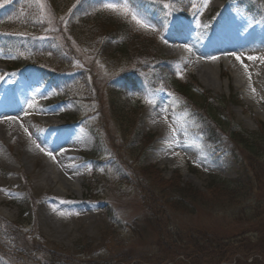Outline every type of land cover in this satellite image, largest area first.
Instances as JSON below:
<instances>
[{
  "label": "rangeland",
  "instance_id": "rangeland-1",
  "mask_svg": "<svg viewBox=\"0 0 264 264\" xmlns=\"http://www.w3.org/2000/svg\"><path fill=\"white\" fill-rule=\"evenodd\" d=\"M143 1L133 2L146 6ZM145 1L155 4V20H161V28L127 0H0V35L15 37L14 52L5 53L0 48L4 94L14 96L24 91L35 113L41 109L52 113L49 118L58 128L30 121L49 140L53 129L65 132L56 146L42 148V154L50 151L64 156L61 152L65 147H74L83 172L78 186L77 180L67 175L79 190L58 197L49 195L42 187L41 162L18 151L22 137L0 138L4 152V158L0 156V184L5 187L0 188V195L8 198L7 203L0 204L1 222L11 227L7 240L14 237L30 253L19 254L0 246V264H37L41 262L40 248L48 249L50 258L68 263V257L80 260L89 252H97L115 260L125 259V263L132 258L130 264H264V181L258 186L253 176V159L264 170V149L261 158L255 154L253 158V151L245 146L208 141L207 113L200 116L197 111H206L204 98L197 91H193V98L167 92L152 77V70L158 73V68L150 67L151 51L142 48L144 43L150 44L158 55L166 57L164 65L169 67V58L176 60L178 76L193 77L211 98L226 105L214 119L217 123L208 129L217 131L224 140L231 128L238 126L264 140V115L256 111H264V105H253L254 92H246L243 81L242 86L236 82L231 65L214 62L212 54L218 50L198 55L204 68L214 67V75L207 77L213 84L208 86L202 74L191 68V61L172 50L178 42L169 40L172 28L181 24L191 37L205 34L207 42L217 44L220 27L230 24L234 17L242 18L252 25V31L262 32L260 44L229 49L237 51L245 66L255 70L256 64L246 56L264 49V0ZM211 4L220 7L209 8ZM83 18L86 26L77 27L75 23H82ZM118 27L130 30V34L115 38ZM155 32H159L158 37ZM120 40L130 44L129 57L123 55L115 63H107L102 50L108 52L111 44ZM48 47L59 51V59L66 58L68 63L62 65L63 61H53L36 50ZM135 78L140 79L137 85ZM235 96L241 103L232 102ZM119 116L132 128L130 134L153 135L144 153L148 145L134 151L123 138ZM161 120L168 129L165 132L153 128V123ZM178 123L192 128L189 137L184 138ZM79 135L85 139L80 141ZM33 141L38 144L35 138ZM157 177L178 178L181 186L191 185L203 198L193 214L167 209L159 216L162 233L147 220V196L150 190L162 187ZM247 178L245 189L237 197L225 194L219 182ZM253 205L258 217L247 220L241 213L246 207L251 211ZM177 230L189 233L184 234L188 241L182 234L180 239L174 235ZM195 236L203 243V251L191 246ZM208 237H217L221 244H210ZM3 238L0 232V242L8 243ZM221 248L229 254L218 255L216 250ZM167 254V259H162Z\"/></svg>",
  "mask_w": 264,
  "mask_h": 264
},
{
  "label": "trees",
  "instance_id": "trees-1",
  "mask_svg": "<svg viewBox=\"0 0 264 264\" xmlns=\"http://www.w3.org/2000/svg\"><path fill=\"white\" fill-rule=\"evenodd\" d=\"M127 1L130 4V6L136 9L137 11L139 8L140 11L144 13L145 17H147L148 20H150L152 24H154L158 28H161V20H155L157 18V13L155 10H153L154 9L153 6H155V4H152L151 2L144 0L143 3H145L146 5L144 6L141 3H134L133 2L134 0H127ZM61 2H59V4H61ZM74 19L75 17L71 19V22H73ZM85 22L86 20L85 18H83L82 23L76 22L75 24L77 27L81 26L82 28H84L86 26ZM117 31L118 33L115 34V38H118V39L120 38V34H123V35L130 34V30H127L126 28L118 27ZM154 34L155 36L157 35L158 37L159 32H155ZM131 37L132 36H129L126 40L130 39ZM149 39L154 41L153 38H149ZM109 43H112V41H109ZM14 45H15V37L6 36L4 38V36L0 35V48L3 51L7 53L14 52L15 50H12V47ZM154 45L158 46L156 43ZM111 46L112 48L111 50H108V52H106V49L102 50L103 58L105 59L107 63H110V64L115 63L114 60L120 59L119 57L123 55L129 57V53H130L129 50L131 49V46L127 41H124V40L116 41V42H113ZM142 48H143V51L144 49L147 51L148 50L151 51L152 57L149 58L150 67L155 68V69L158 68V73H156V70H152L153 73L155 71L152 77L157 79L158 83L165 90H167V92L175 95L176 97L177 96L181 97L180 95H185L190 98H193V95H194L193 91L194 92L197 91L204 98V103L206 104V109H205L206 111L204 110L202 111L197 110V111L200 116H203L204 113H207L208 121L206 122L205 120V122L207 124L206 125L207 134H208L210 141H221L222 145L224 146H227L229 144L234 145V143L239 146H245L247 148H250L253 151L252 153L253 158H254V154L258 156L259 158L262 157L263 154L261 152L264 149L263 148L264 140L258 134L251 133L247 130H242L238 126H235L231 128L228 135L223 140V138H221L220 134L217 131L208 129V125L213 126L215 125V123H217L214 119L217 118V116L219 115L218 112L220 110L222 111L225 110L226 105H223V103L220 102V99L215 101L213 98H211L209 92L205 91L201 86H199L193 77L182 78L178 76L175 72V67L177 64L176 60L169 58V61H168V64L170 65L169 67L167 64L164 65V61L166 60V57L163 54L158 55V53L154 51V49L152 48L150 44L144 43L142 45ZM40 49L41 48L36 49V50H39L37 52H40L41 55L52 58L53 61H63L62 65L63 64L65 65L68 63L66 58L62 60L59 59V56H58L59 51H56L49 47L43 50L42 49L40 50ZM146 57H147V54H146ZM150 67L147 66L149 73H151ZM133 83L137 85L138 83H140V79L135 78ZM232 100L234 104L241 103L240 100H238L236 96L233 97ZM119 118L121 119V122L119 124L121 125L122 130H123V134H122L123 138L127 142H129V146L132 147L134 151L141 149L144 146V144L148 145L146 148H143L142 153H144L146 149H148V147L151 146L153 135L149 134L148 136H145V135L136 133L135 131L132 134H130L132 128H130L127 124H123V118H121V116H119ZM218 131L219 132L222 131L220 125L218 126ZM134 151H130V152L137 154ZM253 166L255 167V171L253 175L254 180L258 181L259 182L258 186H260L264 181V170L261 167V164H259V162H257L255 159H253ZM149 172H151V170H149L148 173ZM157 179L159 183L162 185V187L160 189L155 188V189L150 190L149 192L150 196L149 195L147 196V201H149L150 203L146 206L147 211H148L147 220H149L151 223L155 225V227L157 228L156 229L157 232L162 233L164 231L161 230V224H160L161 219L159 218V216L166 214L168 212L166 211L167 209L172 210V211H184V212L193 214L195 211V208L198 205H201L200 203L203 201V198H202L201 192L198 189H192L193 187L191 185L181 186V184L183 183L178 178L176 179L171 178L169 180H165V179H162L161 177H157ZM248 181L249 179L247 178V179L234 180V181L220 179L219 182L223 185L225 194L227 192V194L229 193V195L237 197V195H241V192H243V190L245 189L244 187L246 186V183ZM158 204H160V206H158ZM245 211H246L245 213H241V214L244 217H246L247 220H252L253 216L258 217V214L256 213L255 205H253V209L251 211H248L247 207ZM1 221L2 220L0 218V228H1L0 232L2 233L3 237L6 239L5 241L8 242V243H5L4 240H2L0 242L1 248L6 249V250H13L14 252L19 253V254L29 255L30 253L27 251V248L23 246L20 242L15 240L14 237H11L10 240H7L8 238L7 231H9L11 227L6 222L4 224ZM181 234L184 235V234H189V233H185L181 230H177L174 233V235H177L179 239H180ZM201 234L203 236H207L206 233H201ZM183 239L188 241L185 235ZM189 239H191V236H189ZM194 239H195L194 244L192 243L193 245L191 246L196 248L198 251H203L202 250L203 243H200V241L198 240L199 237L195 236ZM209 239H210V244H212L213 241L218 242V243L220 242V240L217 239V237H211ZM222 240L223 238H221V241ZM207 242L209 241L207 240ZM212 247L215 251L216 248L214 246ZM170 251L171 249L169 248V252ZM49 252L50 251L48 249L40 248L39 255H41V262L37 264H56V263L58 264H122V262H124L125 260V259L115 260L114 258L100 255L97 252H89L86 256H82L83 258H81L80 260H78L75 256L68 257L69 259V263H68V262H65L63 259L58 260L59 258H54V259L50 258ZM216 253L218 255H222L221 257H224L225 255L229 254L227 250H225L224 248L216 250ZM168 255L169 254H167L166 256H163L162 259H167ZM72 259L74 263H70V260ZM131 259L129 260V262H126V263L124 262V264H130ZM134 264H139V263H134Z\"/></svg>",
  "mask_w": 264,
  "mask_h": 264
},
{
  "label": "bare ground",
  "instance_id": "bare-ground-1",
  "mask_svg": "<svg viewBox=\"0 0 264 264\" xmlns=\"http://www.w3.org/2000/svg\"><path fill=\"white\" fill-rule=\"evenodd\" d=\"M216 7L219 8L220 6L216 4H211L209 6V8ZM251 27L252 25L250 23L247 24L242 18L239 19L234 17L232 18L230 24L220 27L217 33L221 36V39H219L217 44H213L212 42H207L204 38L205 34L191 37V34L188 35L185 33V25L183 26L179 24L175 25V29L172 28V31L169 33V40L172 42H178L177 46L171 47L172 50L177 52L183 58L190 60L192 63L191 68L202 74L205 78L204 81L208 86H212L213 84L207 79V77L214 75V67L210 65L212 69L209 68L210 66H207L209 69L204 68V66H202V59L198 57V55L204 54L205 52V54H207V52H211L210 50H218V53L212 54L214 56V62L216 64L219 63L218 66L222 63H224L225 66L231 65L233 71L232 77L235 78L236 82L242 86L243 81L245 91L254 92L253 96L256 102H254L253 105H264V70L262 69V67H264V49H256L251 53H247V59H249L252 63H255L257 66L255 70H252L249 66H245L242 60L243 56H239L237 51H230L231 49L237 50L240 46L254 48L260 44L259 41L262 38V32L255 33L250 29ZM199 29L201 28L199 27ZM225 49L227 50L222 52L220 51ZM251 77H253V79ZM254 79L258 80V83H255ZM4 81L7 82V79ZM5 89V85H3L0 80V138L4 139L7 138V136H12V139H16L17 137H22L23 144L18 151L26 153L30 159H35L37 162H41L42 167L44 168L41 176L42 187L46 189L49 195L58 197L68 194L69 192L74 193L76 190H79L78 187H75L76 183H74V181L70 179L68 181L67 179V175H71L75 178V180H77V186L82 183L79 179L83 176L81 167L82 162L77 161L75 158L78 156L77 152H75L77 151L76 148L65 147L61 152L64 156H58L50 151H44L45 153L42 154V148H53L56 146L55 143L60 142V138L65 136V132L60 130L59 133V130L56 131L53 129L52 137L49 140L45 136L40 135L38 131L30 125V121H34L39 125L45 124V128L47 126L51 128H58L59 125L49 118V116H52L53 114L48 113L43 109H41L39 114L35 113L34 105L29 103L30 98L26 92L17 91L15 92L16 95L9 96L10 94H4ZM155 110L161 112L159 106H155ZM256 111L259 116L264 115V111L260 110V108L256 109ZM39 116L45 118L46 120H40ZM153 124V128L156 130H161L163 132L168 130L167 128L165 129V123L163 120L160 122L156 121ZM178 126L181 132L184 133V138L189 137L191 131L190 129L192 128H187L182 123H178ZM180 135L182 136V134ZM33 138L38 141V144L34 143ZM79 138L80 141L85 139V137L82 138L80 135ZM177 142L180 141L176 140L175 143ZM76 147L79 148L81 146L76 145ZM3 153L4 152L0 147V156L2 158H4ZM45 167L47 168L45 169ZM53 184L55 185L53 186ZM0 188L5 187H2V184H0ZM7 202L8 198H4L0 195V204ZM43 213L47 214L48 212L44 211ZM47 224L52 223L48 221ZM50 226L56 230L58 229V227L53 224Z\"/></svg>",
  "mask_w": 264,
  "mask_h": 264
}]
</instances>
